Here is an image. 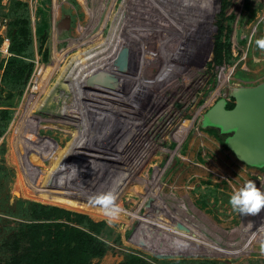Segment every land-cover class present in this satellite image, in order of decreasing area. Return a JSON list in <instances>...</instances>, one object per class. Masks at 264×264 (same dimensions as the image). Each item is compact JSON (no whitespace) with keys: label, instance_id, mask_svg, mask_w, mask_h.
<instances>
[{"label":"rangeland","instance_id":"374dc122","mask_svg":"<svg viewBox=\"0 0 264 264\" xmlns=\"http://www.w3.org/2000/svg\"><path fill=\"white\" fill-rule=\"evenodd\" d=\"M15 1L28 5L29 18L31 23L35 20L36 31L45 23L49 31L42 51L36 33L33 32L34 42L26 59L34 64V70L22 95L9 99L8 94L1 91V77L7 62L3 60L0 63L3 65V69H0V109L8 110L7 113L0 111V258H3V241L10 239L16 228L42 221L40 215H44L43 208L57 207L64 211L61 213L64 218L60 222L76 225L71 221L77 218L76 214H82L95 223H103L95 236L104 243L106 252L102 257L94 258L92 264H264V255L260 253V243L264 236L260 241H253L258 234L257 230L249 233L247 240L237 250L224 246L231 240L224 232L230 233L241 227L243 221L251 215L234 212L228 203L229 197L249 180L257 188L264 189V183L257 179L264 177V164L251 166L240 161L228 147V139L233 131H223L220 126L211 124L205 118L206 112L220 99L227 100L228 108L234 107L233 89L253 87L264 82V50L255 44L256 39L264 37V0H203L194 17L199 15L200 19V16H204L208 2L219 8L213 22L216 29L212 33V54L204 65L188 63L187 60L183 75L179 74L177 78L159 84L155 80L163 65L157 56L143 52V58L148 62L142 65L141 72L134 77L143 87V93L132 92L137 84L114 79L110 83L111 88L106 86L105 90L96 91L102 99L97 95L93 100L78 99L74 94L77 87H81L77 89L81 95L86 90L81 80L74 79L83 63L81 59L85 58L87 52H98L117 26L114 34L116 31L122 34L121 30L125 26L127 32L129 29L134 34L139 32L145 35V50L156 54L159 46L157 32H165L167 35L175 22L172 15L173 0H0V14L8 20V35L12 23L23 15V9L14 7ZM76 42L80 44L75 46ZM46 50L47 61L44 60ZM55 50L60 52L59 65L53 68L44 83L46 87L33 102V114L50 120L47 124L52 126L39 128L22 124L20 118L25 112L27 99L37 89L38 79L44 77L48 67L53 65ZM132 54L133 59L137 52L132 51ZM86 63L89 64L90 60ZM179 63L174 62L173 65ZM134 64L119 67L131 76L140 67V64ZM236 65L229 85L222 89L218 98L208 103L219 85L223 70L227 72ZM97 74V80L103 76L101 71ZM106 79L103 78L101 83L107 82ZM152 81L154 86L150 87L148 84ZM49 89L51 91L46 97ZM113 96L119 99V103L110 99ZM80 100L85 102L82 111H88L87 116L74 112L78 106L82 107L79 105ZM103 102L106 107L111 106L110 111L115 109L118 118L134 117L146 125L152 124L148 133L159 147L170 150L178 147V143L169 136L180 120H192L198 110L201 112L181 145L179 154L172 161L170 154L157 151L141 170L139 180L131 181L116 175L115 171L107 170L99 162V155L95 154L93 160L84 156L86 142L108 148L111 144L112 148L113 144H124L120 138L122 132L118 131V134L104 128L99 134L105 135L100 137H103L101 141H97L99 135L93 139L97 133L95 130H92L93 134H87L92 139L84 142L74 139V132L83 129L82 125H91V120L103 126V120L99 117H110L109 110L102 114L99 113L101 109L96 107ZM60 149H67V157L62 163L65 170L55 165L49 156H56L55 151ZM84 157L86 163L80 169ZM160 175L155 194L164 197L173 209L177 208L179 201L185 202L184 215L204 233L173 217L169 209L163 207L155 197L142 206L151 189L152 183L149 180L152 182ZM80 178L96 188L81 184L78 180ZM47 182L50 183L46 189ZM110 190L116 196L114 203L121 209L111 223H108L109 218L101 205V214L96 217L68 204L57 203L59 200H68L71 195L93 201L96 195ZM214 240L223 245H216ZM239 241L242 242L241 236L234 237V242Z\"/></svg>","mask_w":264,"mask_h":264},{"label":"bare ground","instance_id":"6f19581e","mask_svg":"<svg viewBox=\"0 0 264 264\" xmlns=\"http://www.w3.org/2000/svg\"><path fill=\"white\" fill-rule=\"evenodd\" d=\"M175 1H177V3L181 4L180 6L177 7L178 12H176V13H178V15H176V20L173 23V26L171 27V32L170 33L165 35L164 34L165 32L164 33H161L160 31L157 32V36L156 37L159 38L158 39L159 40V46H158V49L156 51L157 52L156 54L155 53H151V52L147 53V51L145 50V49H147L146 48V43H145V40H144V36L145 35L140 34L139 32L134 34L131 31L129 32V29L126 28V29H128V32H127L124 29L125 26H124V28L122 30L119 28L122 31V34H120V35H119V31H116L115 34H114V31L116 29H118L117 28L118 26L115 27L116 29L112 32V34H110L111 36H109L110 39L106 43L101 45V49L98 52H96V53H92V52L88 53L86 51L87 54H86L84 59H81V61L84 63L85 61L87 62V60H90V63L89 64H87L86 62L84 64L83 63L82 64L79 63V64H81L80 65L81 67L79 66V68L77 70V73H75V77H74V79L81 80L83 82V85H84L83 87L86 89L84 91H86V92L83 91L82 95H81V91L80 92L77 91V89L79 87H77V89L75 88L76 92L73 89L74 92H75L74 94L76 96H78L77 98L79 99L81 97L82 100L84 98L89 100V99H92V98L95 97V99H96L97 95H99V93L96 92V91L101 90V89L103 91V90H105L106 86L111 88L112 84L110 85V83L114 79L119 80V81L122 80V81H124L126 83L131 82L133 84H137L134 87L132 92L136 93V91H138V93H141V92L143 93V87L141 85H139L137 79H135L137 74L139 72H141L142 65L145 62H148L146 58H143V55H142L143 52H145L146 54H148L150 56H157L158 60H160V62L162 63L163 69L161 68L162 71L159 74V76L156 77V80H155L156 82H159V84L163 83L165 80H169L171 78H177L179 74L183 75L185 73L183 67H184L186 61L188 59H190V57H193V53L195 51V49L193 47H189V46H187V44H185L186 43L185 40L187 39V37L190 38V35L193 34V31L195 29H197V31L199 32V39L200 40L203 39L205 36H207V34L208 35H212V33L214 32L213 31V22H214L216 14L219 11V8L217 6H213L212 2H208L207 3V7H206V9H205V11L203 13V15L207 16V19L200 22L199 21L200 20L199 19V15L196 16V17H194L193 15L200 8V5L202 4L203 0H175ZM55 4L57 5V2H55ZM100 5L101 4H99V6ZM185 17H188V19L186 20ZM92 20H94V19H92ZM148 33H150V32H148ZM253 38H255V37H253ZM177 41H178V43H177ZM85 42H87V41H85ZM79 44H80V42L79 43L76 42L75 46H77ZM82 44H83V42H82ZM132 51L137 52V54L134 55L133 59L131 57L133 55ZM93 52H94V50H93ZM59 53L60 52H57V50L54 51L53 65L51 67H48V69L46 70V72L44 74V77H41V78L38 79V82H37V86L38 87H37V89L34 90L33 95L28 97L27 103H26V106H25V112L22 114V116L20 118V123H22V124H30L32 126H36V127H39V128L51 127L52 126V125H48L47 124L48 122L50 123V120L43 118L41 115H37L36 116V115L33 114V111L35 109L34 106H33V102L36 99V97L41 93V91L46 87L44 85V83H45V81H47L49 79V75L52 72L53 68L57 67L59 65L58 64L59 63ZM96 55H97V57H95ZM208 55H210V54H208ZM120 57H121L122 63L119 64V65H117V64L115 65L114 62L116 63L117 60L120 59ZM136 58H137V60H136ZM256 60H257V58H256ZM135 62L138 63L136 65L140 64V67L137 69V72L135 74H132L131 76H130L129 72H127L125 69L123 70V69H121V67H119V66L123 67V65H125V64H128L129 66L131 64H133L135 66V64H134ZM174 62L175 63L176 62H180V63L177 64V65L176 64L173 65ZM236 67H237V65L234 66L233 68L229 69V71H227V72H225V70H223V72L221 73V78H220L219 85H218L217 89L215 91H213V93L211 95V99L209 100L208 103H212L216 98H218L221 95L222 89H224V87L229 85L230 81L233 78V74L235 73ZM69 70H70V68H69ZM62 71L63 70H61V72ZM98 71H101L103 73V76H100V79L97 80L98 77L96 78V75L99 74V73L97 74ZM143 71H145V70H143ZM70 72H72V71H70ZM166 72H168V73H166ZM67 75H69V74H67ZM106 77H108L109 79H106ZM103 78H105L106 81H107L104 84L101 83ZM239 79H241V78H239ZM245 80H247V79H245ZM148 85L150 87H153L154 86V82L152 81ZM79 89H81V87ZM50 91L51 90L49 89V91L46 94V97L48 96ZM150 92H151V89H150ZM236 92H237V89H233L232 96H234L236 94ZM113 95H115V93ZM135 97H136V95H135ZM45 98H44V100H45ZM100 98H101V96H100ZM106 98L107 97H105L103 99H106ZM110 99H112L113 101L115 100L116 103H119V99L118 98H117L118 100L115 99L114 96H113V98H110ZM44 100H43V104H45ZM82 100L79 101V105L81 104L82 107L80 108V106H78L77 109H76L77 111H75L74 108L72 109V111L74 110V112L78 113V115H81V116L86 115L87 116L88 115V113H87L88 111H82L83 104H85V102H83ZM124 100L125 99H123V101ZM81 101H82V103H81ZM107 104L108 103H106V105ZM89 105L90 104H88V107H89ZM119 106H121V104ZM96 107H99L101 109L99 113H102V114H106L108 110L109 111L111 110V108H110L111 106L110 107L108 106L110 108L109 109L108 107H106L104 105V102L102 103L101 106L97 105ZM112 108H114V107H112ZM118 108H120V107H118ZM131 108L132 107L130 106V109ZM114 110L112 109V111H110V113H109L110 117H107V116H105V117L104 116H100L99 117V115H97V117H99L100 119L103 120V126L100 125V124H98V125H100V126H98L97 124H95L96 122L95 123L91 122L92 120L91 121L89 120L91 125H87V126L86 125H82L81 127L83 129L80 128V130H78L77 133L74 132V137H75L74 139L75 140L78 139L81 142H84L83 140L92 139L91 136L89 137L87 135L88 133H92V130H95L97 132V133H95L96 137H94V135H93V137H94L93 139H97V136L99 134H101V131H103L104 128H107L106 130H109V131H113L114 130L116 133H118V131L122 132L123 134L121 135L120 138H122V141H123L124 144H121V143L113 144L115 148L114 147L112 148V144H111L110 147L108 148L107 146H104V145H102V146L100 145L99 146V144H97V143L86 142V144L84 145L85 146L84 156H86V159L93 160L95 158V154H97V156L99 155L100 156L99 157V162L100 163L102 162L105 165V167L107 168V170L115 171L116 175L118 174L121 177H126V179L131 180V181L139 180L138 176L140 175L141 170L144 168L146 163L155 156V153L157 151H160V152L166 153V154L167 153L170 154L171 161H172V159L174 157H176V155L179 154L181 145L184 143V141L186 140V138L188 137V135L192 131V129H193L194 125H195V120L197 119V117L200 115V112H201V110H198L192 120H184V119L180 120V122L177 124L176 129L169 136V137H171V139H173L175 142L178 143V147L175 150H170L169 148H161V147H159L156 144V142L154 141V137L151 134L148 133V130L151 128L152 124L151 125H146L142 120L141 121H136L134 117H133L134 120H133V118H126V117H124V119L126 118V120L118 118L116 116L117 114L115 115V113H117V112L114 111ZM69 112H70V110H69ZM119 113H121V112H119ZM92 116H93V114L91 115V117ZM97 117H96V119H97ZM82 119H84V118H82ZM128 119H130V120H128ZM61 121L64 124H67L66 121H64V120H61ZM119 121L122 122L121 125L118 124ZM125 124H127L129 126H126ZM58 125H59V123H58ZM118 125L121 126L120 130H119L120 126H118ZM53 127H55V126H53ZM103 135H99L98 137L100 138ZM113 135H115V134H112V136ZM104 137H105V135H104ZM115 137H116V140H117L118 139L117 136H115ZM169 137H166V139H169ZM102 139H103V137L100 138L97 141H101ZM147 142H150V143H147ZM100 147H101V150H100ZM120 148H124L125 150L122 151ZM84 162L86 163L85 157H84V161L80 164V169H82V167H84V165H85ZM161 176L162 175H160L159 178H157L156 180H152V182H151V180H149V183H152L151 184V189H150L149 193L147 194V196L144 198L142 206H144V202L148 201L152 197H155V198H157L159 200V202L162 204L163 207L165 206L166 208L169 209V211L171 212L173 217L177 218L178 220H180L181 222H183L185 224L190 225L196 231L202 232V230L200 228H198L195 224L191 223L190 220H188L187 217L184 215L185 210H186L185 202L179 201V204L176 205L177 208L173 209V207L169 205V203L167 202V200L164 197H160V196L155 194V190H156V188H157V186L159 184V181L161 180ZM78 180L81 182V184L83 183V185L90 186L91 189L93 187L96 188L95 185L90 184L85 179H81L80 178ZM261 190L264 191V189H261ZM252 218H254L253 221H251ZM263 221H264V209H261L260 212L256 213L255 215L251 214L249 217H247L243 221V224H242L241 227L233 229L232 232H230V233L224 232V235H229L230 238H231L230 243L226 244L224 246H228L232 250H237L238 248H240V246H241L240 244L243 243L245 240H247V237H248L249 233H251L253 230H257V232H258V234L255 236L253 241H260L263 238V236H264V224H263ZM202 233H204V232H202ZM238 235L242 237V242L239 241V243H236V242H234V237H236ZM219 238H222V237L220 236ZM214 243L216 245H223V244H221V243H219L218 241H215V240H214Z\"/></svg>","mask_w":264,"mask_h":264},{"label":"trees","instance_id":"16d2710c","mask_svg":"<svg viewBox=\"0 0 264 264\" xmlns=\"http://www.w3.org/2000/svg\"><path fill=\"white\" fill-rule=\"evenodd\" d=\"M13 5L17 9H23V15L16 18L9 32L12 56L7 60L4 69L3 65H0V69H3L1 91H5L9 99L23 94L34 70V64L26 59L34 42L28 5L20 1H15ZM48 31L47 23L37 28L36 36L40 51L47 42ZM44 60H48L47 50L44 53ZM0 111L8 112L7 109ZM55 152L56 156L52 154L49 156L54 160L55 165L65 170L62 163L67 157V149ZM49 183L47 182L46 189ZM43 194L45 195L44 192ZM41 198H43L42 194ZM60 202L96 217L101 214L99 204L84 198L71 195L68 200H59L57 203ZM43 212L44 215H40L42 221L27 223L16 228L10 239L3 241L1 252L3 258H0V264H92L94 258H100L105 254L104 243L95 236L103 223H95L82 214H76L77 218L71 221L76 225L60 222L64 218L61 215L64 211L57 207L43 208ZM137 263L131 262V264Z\"/></svg>","mask_w":264,"mask_h":264},{"label":"water","instance_id":"95a60500","mask_svg":"<svg viewBox=\"0 0 264 264\" xmlns=\"http://www.w3.org/2000/svg\"><path fill=\"white\" fill-rule=\"evenodd\" d=\"M173 2L172 15L176 20L178 3ZM206 19V15L200 16V22ZM215 29L213 25V31ZM185 42L187 46L195 49L188 63L204 65L208 61V54H212V35L207 34L200 40L199 32L195 29ZM121 61L120 57L116 64H121ZM234 98L233 108L227 107L226 99H220L206 112L205 118L211 124L220 126L223 131H233V135L228 139V147L240 161L251 166L262 165L264 164V82L253 87L238 88Z\"/></svg>","mask_w":264,"mask_h":264},{"label":"clouds","instance_id":"9594fccd","mask_svg":"<svg viewBox=\"0 0 264 264\" xmlns=\"http://www.w3.org/2000/svg\"><path fill=\"white\" fill-rule=\"evenodd\" d=\"M255 44L258 48L264 50V37L256 39ZM257 179L264 183V177H258ZM92 199L94 203L104 207L105 215L109 218L108 223H111L121 212L119 205L114 203L116 196L111 190L100 193ZM228 203L231 209L239 215H255L264 208V191L257 188L255 183L249 180L232 192ZM260 253L264 255V240L260 243Z\"/></svg>","mask_w":264,"mask_h":264},{"label":"built area","instance_id":"2783aa9c","mask_svg":"<svg viewBox=\"0 0 264 264\" xmlns=\"http://www.w3.org/2000/svg\"><path fill=\"white\" fill-rule=\"evenodd\" d=\"M31 25H33L32 31L36 33L35 20L33 19ZM11 38L8 35V20L0 14V63L7 62L9 57L12 56L10 51Z\"/></svg>","mask_w":264,"mask_h":264}]
</instances>
